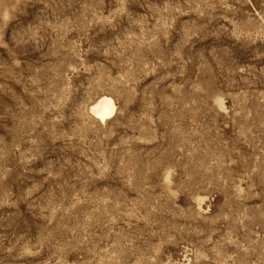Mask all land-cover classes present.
<instances>
[{"label":"rangeland","instance_id":"obj_1","mask_svg":"<svg viewBox=\"0 0 264 264\" xmlns=\"http://www.w3.org/2000/svg\"><path fill=\"white\" fill-rule=\"evenodd\" d=\"M0 264H264V0H0Z\"/></svg>","mask_w":264,"mask_h":264},{"label":"bare ground","instance_id":"obj_2","mask_svg":"<svg viewBox=\"0 0 264 264\" xmlns=\"http://www.w3.org/2000/svg\"><path fill=\"white\" fill-rule=\"evenodd\" d=\"M93 117L101 122L112 118L116 113L115 101L110 96H101L90 107Z\"/></svg>","mask_w":264,"mask_h":264}]
</instances>
